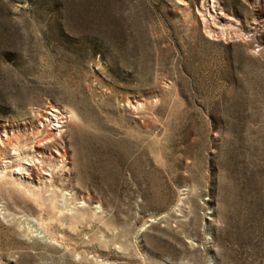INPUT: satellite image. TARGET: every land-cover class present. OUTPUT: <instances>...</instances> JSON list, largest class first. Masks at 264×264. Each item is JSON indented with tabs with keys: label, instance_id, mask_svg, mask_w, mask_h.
<instances>
[{
	"label": "rangeland",
	"instance_id": "obj_1",
	"mask_svg": "<svg viewBox=\"0 0 264 264\" xmlns=\"http://www.w3.org/2000/svg\"><path fill=\"white\" fill-rule=\"evenodd\" d=\"M0 264H264V0H0Z\"/></svg>",
	"mask_w": 264,
	"mask_h": 264
},
{
	"label": "bare ground",
	"instance_id": "obj_2",
	"mask_svg": "<svg viewBox=\"0 0 264 264\" xmlns=\"http://www.w3.org/2000/svg\"><path fill=\"white\" fill-rule=\"evenodd\" d=\"M213 6V5H212ZM68 112V115H69V117L71 118V117H73L74 116V114H73V112L72 111H70V110H67ZM56 112H57V110L55 111V110H51V116H53L54 118L53 119H55L54 121L56 122V124H57V127H62V125L60 124L61 122H60V118H58L57 117V114H56ZM63 117V116H62ZM66 117V116H65ZM52 118V117H51ZM49 123V122H48ZM55 124V125H56ZM52 128H54V127H52ZM43 129V128H42ZM48 130V129H47ZM38 131H40V130H38ZM59 131V130H58ZM61 132V131H60ZM60 135V134H59ZM53 136H54V134H53ZM54 138V137H53ZM38 141V140H37ZM35 144V143H34ZM42 145V144H41ZM40 146V145H39ZM18 150V149H17ZM32 153V152H31ZM58 154V153H57ZM60 154V153H59ZM18 155V154H17ZM61 155V154H60ZM61 157V156H60ZM22 158V157H21ZM30 158H32V157H30ZM35 158V157H34ZM37 159V158H36ZM30 160V159H29ZM36 161V160H35ZM41 161V160H40ZM20 164V163H19ZM34 165V164H33ZM17 167H16V171L17 172H19V174L20 173H25L26 171L25 170H28V169H26L27 167L26 166H23V165H16ZM15 170V169H14ZM13 172V171H12Z\"/></svg>",
	"mask_w": 264,
	"mask_h": 264
}]
</instances>
